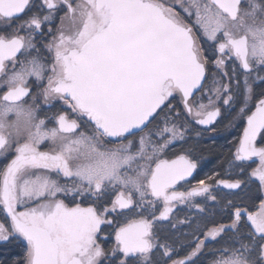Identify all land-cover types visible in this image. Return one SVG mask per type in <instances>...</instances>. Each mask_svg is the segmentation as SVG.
Segmentation results:
<instances>
[{"label":"snow or ice","instance_id":"1","mask_svg":"<svg viewBox=\"0 0 264 264\" xmlns=\"http://www.w3.org/2000/svg\"><path fill=\"white\" fill-rule=\"evenodd\" d=\"M257 82L264 0H0V264H195L228 232L212 264H264V198L256 211L226 201L230 223L197 225L193 241L176 236L187 217L172 222L177 205L216 201L214 184L244 183L177 190L198 167L188 133L221 104L247 121L227 163L258 161L247 180L264 195Z\"/></svg>","mask_w":264,"mask_h":264},{"label":"flooded vegetation","instance_id":"2","mask_svg":"<svg viewBox=\"0 0 264 264\" xmlns=\"http://www.w3.org/2000/svg\"><path fill=\"white\" fill-rule=\"evenodd\" d=\"M169 3L172 0H168ZM179 11V8H177ZM191 23V21H188ZM216 68L211 65L208 68L209 78L205 81V87L211 82V73H215ZM258 83L257 92L264 90V83ZM200 92L196 93V96L199 97ZM179 96L177 95L176 100L172 101L174 104H178ZM221 107V115L218 119L210 126H200L193 125L194 131L188 133L187 135V144L183 145L184 148L190 149L191 157L197 161L198 167L194 171L193 175L188 178V182L184 183L183 187L178 188L179 191H184L192 186H195L196 183L204 179L206 176H214L216 181L219 180H241L244 183L240 189H228L224 185L214 184L213 189L210 195H215L217 197L216 201H212L207 196L196 197L194 201L184 204L177 205L174 210L173 223H175V217L184 219L185 217L191 222V227L179 225V232L176 233V236L179 237L181 241H193L196 239V236H200V233L192 235V232L200 225L211 220L215 224H229L230 220L228 218L227 212L223 210V205L226 201H234L235 198L241 200L244 198L252 199L251 203L244 204L241 203L242 207H247L249 211H256L259 205V198H264V195H261L257 191L256 183H249L247 180L248 172L251 171L252 167H256L258 161L255 163L245 161L241 167H245L247 170L241 173V167L233 165L229 167L227 161L233 159L235 155L236 148L239 146L240 138L243 136V129L246 127V116L243 119H233L235 113L228 106L219 105ZM60 108V105L57 104L56 107L46 110L47 115H51ZM255 110V107L252 106V111ZM247 114H250L247 113ZM51 126V125H50ZM199 132V135L196 133ZM177 146V151L179 149ZM221 151L215 150L217 148ZM168 158H172L169 156ZM5 161L0 160V168L4 166ZM240 164V162H236ZM251 167H248V165ZM255 179V178H253ZM65 181L61 179V183ZM59 198L65 199L66 203H70L73 199V194H68L67 197L60 195ZM77 202H82V206L86 207L90 202L85 200L84 197H76ZM200 203L204 208L203 212L192 207V204ZM255 205V207L253 206ZM22 210V209H20ZM114 220H117L120 223L124 222L123 217L116 216L113 214L111 217ZM104 227L105 234H112V239H109L104 242L105 247H110L114 242V233L113 227L102 226ZM167 222H161L156 225V228H167ZM228 235H231V232L226 233L222 238L217 240L209 239L206 241V245L203 248L201 254L198 257L193 258L195 264H212V261L215 260L220 253L216 251L221 247H226L224 241L227 240ZM202 238V237H201ZM179 246V245H178ZM194 246V245H193ZM183 255V253H181Z\"/></svg>","mask_w":264,"mask_h":264},{"label":"trees","instance_id":"3","mask_svg":"<svg viewBox=\"0 0 264 264\" xmlns=\"http://www.w3.org/2000/svg\"><path fill=\"white\" fill-rule=\"evenodd\" d=\"M215 150H217V151H221V150L218 149V147L215 148ZM233 202H235V203H237V204H241V203L248 204V203H251V202H252V199L250 200V196H249V198H244V199H241V200L235 198ZM9 247L11 248V250H12L14 253H19V252L21 251V248H20V246H18V245H11V246H9Z\"/></svg>","mask_w":264,"mask_h":264},{"label":"rangeland","instance_id":"4","mask_svg":"<svg viewBox=\"0 0 264 264\" xmlns=\"http://www.w3.org/2000/svg\"><path fill=\"white\" fill-rule=\"evenodd\" d=\"M209 84H210V83H209ZM209 84H207L205 88H207Z\"/></svg>","mask_w":264,"mask_h":264}]
</instances>
